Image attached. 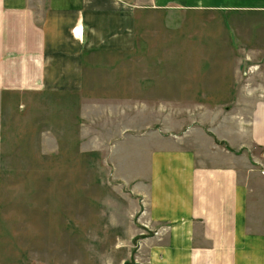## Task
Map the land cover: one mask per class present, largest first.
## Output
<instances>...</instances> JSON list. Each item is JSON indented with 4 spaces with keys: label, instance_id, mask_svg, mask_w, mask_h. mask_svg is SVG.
I'll use <instances>...</instances> for the list:
<instances>
[{
    "label": "crops",
    "instance_id": "1",
    "mask_svg": "<svg viewBox=\"0 0 264 264\" xmlns=\"http://www.w3.org/2000/svg\"><path fill=\"white\" fill-rule=\"evenodd\" d=\"M24 52L45 92L120 68L134 91L169 85L161 101L185 85L187 102H220L187 107L183 132L164 129L163 110L142 126L161 141L132 178L138 234L159 231L139 240L136 264H264V0H0V90L35 74Z\"/></svg>",
    "mask_w": 264,
    "mask_h": 264
},
{
    "label": "rangeland",
    "instance_id": "2",
    "mask_svg": "<svg viewBox=\"0 0 264 264\" xmlns=\"http://www.w3.org/2000/svg\"><path fill=\"white\" fill-rule=\"evenodd\" d=\"M32 66L36 77L0 90V264H136L139 240L159 231L138 234L144 213L132 178L145 173L148 145L161 141L142 126L163 110L164 129L183 132L187 107L208 113L220 102H187L185 85L180 99L161 101L169 85L149 79L134 91L120 68L91 70L82 91L45 92L34 84L36 57ZM145 68L147 78L159 76Z\"/></svg>",
    "mask_w": 264,
    "mask_h": 264
}]
</instances>
